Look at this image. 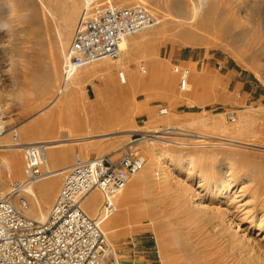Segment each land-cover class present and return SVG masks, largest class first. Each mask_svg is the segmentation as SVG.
Here are the masks:
<instances>
[{"label":"rangeland","instance_id":"obj_1","mask_svg":"<svg viewBox=\"0 0 264 264\" xmlns=\"http://www.w3.org/2000/svg\"><path fill=\"white\" fill-rule=\"evenodd\" d=\"M85 1L0 0V107L6 111V124L18 130L20 142H63L59 148L66 161L49 165L56 171L55 187H42L52 178L34 186L43 211L49 215L61 189L59 170L74 165L78 157L110 155L116 160L133 135L154 136L156 130L178 128L154 146L155 153L165 156L156 164L150 162L152 141L140 148L148 162L145 170L151 168L154 173L144 170L130 182L125 191L132 203L128 211H120L122 203L116 201L117 212L104 224L118 264H259L256 257L262 254L258 248L239 251L238 243L229 240L239 232L238 239L249 245L255 244L254 240L264 243V150L246 145L264 146V0H218L205 22L184 29L177 23L181 17L177 8L180 4L191 8V0H114L120 6L141 3L154 9L160 21L167 22L166 36L153 43L144 41L146 35L129 38L127 46L135 45V49L130 56L123 55L122 62L132 68H121L118 60L101 61L72 75L80 113L70 116L62 127L38 122L47 115L41 114L42 109L66 83V55ZM99 3L93 0V7ZM70 23L72 36L62 53ZM104 62L116 66L111 76L104 77L93 68ZM176 65L191 70V87L186 93L180 90ZM53 66L58 80L53 76L37 79L38 70L47 74ZM120 69L126 73L124 83L127 79L129 83H122ZM97 88L103 94L106 113L119 114L121 124L113 121L111 126L98 128L92 118ZM114 88L127 89L129 95H109L107 90ZM125 107L130 111L127 116ZM163 110L168 114L162 115ZM232 114L236 122L230 121ZM79 115L84 120L82 131L73 126ZM90 125L96 127L93 133ZM179 130L223 138L226 143L201 141ZM83 138L89 140L81 141ZM3 141L12 142L11 136ZM15 163L18 176L0 160L6 193L25 178L23 151ZM136 182L141 185L134 191ZM94 193L101 199L96 212H89L84 205L93 218L103 204L102 194ZM21 198L30 202V215H39V205L31 196L22 194ZM218 208L228 210V231L212 227L203 217Z\"/></svg>","mask_w":264,"mask_h":264},{"label":"built area","instance_id":"obj_2","mask_svg":"<svg viewBox=\"0 0 264 264\" xmlns=\"http://www.w3.org/2000/svg\"><path fill=\"white\" fill-rule=\"evenodd\" d=\"M159 24L160 19L147 5L120 6L114 0H100L96 10L79 21L66 55L65 72L73 75L100 61L118 60L126 40ZM174 73L179 77L181 92H188L191 70L176 65ZM121 77L125 81L123 74ZM167 114V110L162 111V115ZM6 120V111L0 107V141L10 135L13 142H20L18 130L10 129ZM236 120L232 114L230 121ZM150 136L133 135L116 160L110 155L78 157L74 165L60 172L61 189L46 221L28 216L30 202L21 195L31 196L39 205L28 190L52 175L48 146L23 145L25 178L0 197V264H118L103 227L117 212L116 198L145 169L146 157L140 148ZM94 192L103 196L95 218L84 210Z\"/></svg>","mask_w":264,"mask_h":264},{"label":"bare ground","instance_id":"obj_3","mask_svg":"<svg viewBox=\"0 0 264 264\" xmlns=\"http://www.w3.org/2000/svg\"><path fill=\"white\" fill-rule=\"evenodd\" d=\"M120 1H124V0H120ZM42 3L43 2H41V5H42ZM92 3H93V0H86L85 1L84 5H83V8L81 10V13H80L82 17L87 16L90 12H94V10H96L97 6H94L93 7V4ZM191 3H192L191 8H188L189 6H186L187 4L186 5L185 4H180V6L177 8L178 13L181 15L180 18H177V23L179 24V26L182 29H184L186 27H191L192 28L197 23H203V22H205V20L208 18V15H210V13L212 12L213 8L217 5L218 0H191ZM44 7L45 6H43V9H44ZM153 12L155 13V11H153ZM1 14H3V12H1L0 15ZM51 14L54 15L53 12H51ZM166 23L167 22H165V20L163 19V20L160 21V24L157 27H155L153 29H150V30H146V31H144L143 33H141L139 35H146V36H148V37H146V36L144 37L145 38L144 41H146V43H153L154 41H156L158 39L160 40V39H162L163 37L166 36V33H167V24ZM68 27H69V33H68V36H66L65 40L62 43V48H61L62 53H65L66 46L68 45V43H69V41L71 39V36H72V23H70ZM127 42H128V40H126L124 42V44L122 46L123 53H122L121 57L118 59V61H121V63H122L121 64V68L123 67V69L124 68H132L131 67L132 64H131V66L130 65H127V64H124L122 62L123 61L122 60V56L123 55H124V57L126 55L127 56H130L131 55V52L135 49V45H132V44L130 45V47H128L127 46ZM125 51H126L127 54H125ZM103 61H110V60H103ZM93 68L96 69V70L98 69V74H101L102 76L106 77L108 75H110V76L112 75V73L116 69V66L114 64H111V63H108V62H104L102 64H98V66H94ZM123 69H120L121 70L120 77H121V74H123L124 75V79L126 80V78H125L126 73L124 72ZM141 71H143V69ZM133 72L135 74V71L134 70H133ZM47 76H53L56 80H58L57 67L56 66H53V69L51 68L50 73H47V74H43L41 72V70H38V72H37V79H39L41 81L42 80L41 77H47ZM71 76L72 75H69V74H67V72H65V79H66L65 85L62 86V88L58 91V93L53 98V100L45 108L42 109L41 114L47 113V115L43 119L39 120L38 122L47 121L46 122L47 124L49 123L50 125H54V126L57 125V126H61L62 127L63 125L65 126V123H66V121L68 120V118L70 116L74 115L75 113H80L81 108L78 107L75 104V103H77V101H74V90L72 88V86L74 85V83L72 81V77ZM133 79H134V77H133ZM122 83L123 84L129 83L128 82V79H127L126 83H124V80L122 81ZM133 83H134V81H133ZM139 83L140 82H139V79H138L136 81V84L138 85V87H139ZM63 87H64V90H63ZM97 91H98V103L96 101V104L97 105H96V107L94 106L95 107V110H94L95 111V114H94V116L92 118L96 122H98L97 123L98 124V128L100 127V129H101V128H106L108 126H111L113 124V121H115V123L118 122V124H121L122 122H121V120H119V117H120L119 114H118V116H114L113 117L110 114H107L106 113V108H105V105H104V97H103V94L100 92L101 91L100 88H97ZM107 92L109 93V95H113L116 98H126L129 95V90H127V89L120 90L118 88H114L113 90L108 89ZM123 110H124L123 112H126L125 113L126 116H127L128 112H130L128 110V107H125V109H123ZM124 115H122V116H124ZM79 116L78 117L76 116L77 117V120L75 119L76 122L75 123L73 122V126L76 129V131H82L84 129V120H83V118L81 116L80 117ZM94 129H96V127L94 128L91 125L89 126V132L93 133L94 132ZM172 130H178V128L177 129L176 128H174V129L173 128H167L164 132H162L161 130H159V131L156 130V131L152 132V133L156 134L154 136L153 135L150 136L151 137L150 138V141H152V142L149 144V147H148V149H149V155H150V162L152 164H156V162L159 159L162 160V158L165 157L164 155H159L158 153H155L154 152V150H155V147L154 146L158 142H164L163 141V138L165 139V136H167ZM180 131H181L182 134L183 133H188V134L191 133L189 131H184V130L183 131L182 130H179V132ZM27 132H28V137H29L30 136L29 135L30 132L29 131H27ZM181 133H179V134L181 135ZM158 134H160V135L157 136ZM188 134H185V135L190 136V137H194V138H198L201 141L210 140V139H217V140H221L223 142L225 140L223 138H217V137L210 136V135H203V134L199 135V134H195V133H194V135L192 133L190 135H188ZM93 137H95V136H90L89 138L91 139ZM87 140H89V139L88 138L81 139V141H84V142H86ZM74 142H77L78 143L80 141L74 140L73 143ZM167 143H169V142H166L165 145H169ZM225 143H226V140H225ZM24 144L35 145L37 143H34L33 141L32 142L31 141L30 142H18V143L13 142V141L12 142L8 141L7 143H5L3 141V139L0 141V149H1V151H0V160L2 161V163L6 164L9 167V170H10V172L12 174H15L17 176H18L19 172H18V170L16 169V166H15V164H16L15 163V157L19 154L20 151H22V148L24 147L23 146ZM45 144L48 146L47 160H48V168L51 171L49 165L55 164L54 161H62V160H65L66 159V158L63 157L64 150L61 149V148H59L63 144V142L62 141H59V140H55V141L45 142ZM246 145L250 149L254 148L256 150L257 149L264 150V146H260V145L254 144V143L253 144L252 143H249V144H246ZM1 152H2V154H1ZM146 165H148L147 159H146ZM67 169L68 168H66V169H64L62 171H65ZM143 171L140 174H138V175H141L143 173ZM51 172H52V175H50L47 178L48 179L49 178H52V179H50L45 184H43L42 187H48V186L55 187V185L57 183V181L55 179L56 171H51ZM59 172H61V171H59ZM145 173L146 174L147 173L148 174H150V173L152 174L154 172L150 168V170H145ZM155 176L156 177H159L160 174L156 173ZM24 177H25V174H24ZM225 177H229V176H225ZM3 183H4V179H3V175H2V173L0 171V197H2L6 193V191L4 189H2V184ZM140 183L141 182H136L135 183V185L133 186V190L134 191L137 190V189H139V187L141 185ZM228 187H230V186L228 185ZM28 192L30 194L35 195L34 188H29ZM49 193H50V191H49ZM47 199H48V197H47ZM47 199H46V201H47ZM116 201H118L120 204L122 203L121 210L120 211H128V207L130 206V204H132L131 203V197L129 195L125 194V191L119 197L116 198L115 202ZM100 203H101L100 196L98 194H96V193H93L87 199L86 204H85V207H86V209L89 212L94 213L98 209ZM117 210H118V208H117ZM27 214L31 218L36 219V220H39V221H46V219H47V215L43 211V208H42V205H41L40 202H39V215L38 214L36 215L35 213H33V214L30 215V210L28 211ZM203 217L208 222H210V224L214 228L219 227L221 229V231L222 230H224V231L230 230V227H231L230 224H229L230 215L228 214V210L226 212V211L221 210L220 208L213 209L210 212H206ZM242 225H243L242 224V221H240V223L238 225V228L241 229ZM104 232H105V230H104ZM106 236H107V234H106ZM238 237H241L239 235V232H235V234L231 237V239L229 241L230 242L231 241L232 242H235V244L238 243V245L236 247H237V249L239 251L240 250L243 251L242 248H244V251L245 252H253L255 247L258 248L259 251H260V254H262V257L261 256H259V257L257 256L256 257L257 258V262L259 264H264V243H263V241L262 240H254V241H256V243L253 244V245H249V244L245 243L243 240L238 239ZM242 238H244V236ZM224 242H225V240H224ZM166 253L167 252L165 251L164 252V258L167 259Z\"/></svg>","mask_w":264,"mask_h":264},{"label":"crops","instance_id":"obj_4","mask_svg":"<svg viewBox=\"0 0 264 264\" xmlns=\"http://www.w3.org/2000/svg\"><path fill=\"white\" fill-rule=\"evenodd\" d=\"M64 161H66V159H65V160H62V161H54V163H56V162H61V163H63ZM53 165H54V164H53ZM57 165H59V163H58ZM66 168H69V167H66ZM66 168H64V169H66ZM64 169H61V170H59V171H62V170H64Z\"/></svg>","mask_w":264,"mask_h":264}]
</instances>
